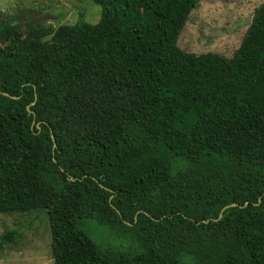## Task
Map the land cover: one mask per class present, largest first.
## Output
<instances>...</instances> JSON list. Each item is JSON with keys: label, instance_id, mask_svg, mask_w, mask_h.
Listing matches in <instances>:
<instances>
[{"label": "trees", "instance_id": "16d2710c", "mask_svg": "<svg viewBox=\"0 0 264 264\" xmlns=\"http://www.w3.org/2000/svg\"><path fill=\"white\" fill-rule=\"evenodd\" d=\"M199 1L0 21V214L45 212L55 264H264V4L226 58L177 45Z\"/></svg>", "mask_w": 264, "mask_h": 264}, {"label": "rangeland", "instance_id": "374dc122", "mask_svg": "<svg viewBox=\"0 0 264 264\" xmlns=\"http://www.w3.org/2000/svg\"><path fill=\"white\" fill-rule=\"evenodd\" d=\"M263 4L264 0H200L177 45L187 53L232 58L252 24L255 11ZM101 15L102 7L94 0H0V21L22 27L32 23L57 29L80 21L97 24ZM81 226L99 244L131 246L96 221L84 220ZM12 230L17 232V238L0 253V264H55L50 223L45 212L0 214V241Z\"/></svg>", "mask_w": 264, "mask_h": 264}, {"label": "water", "instance_id": "95a60500", "mask_svg": "<svg viewBox=\"0 0 264 264\" xmlns=\"http://www.w3.org/2000/svg\"><path fill=\"white\" fill-rule=\"evenodd\" d=\"M52 139H53V141H54V147L57 148L56 140H55V137H54V134H53V133H52ZM232 206H237V204H233ZM226 208H228V207H226ZM226 208H224L223 211H224ZM220 217H222V215H220Z\"/></svg>", "mask_w": 264, "mask_h": 264}]
</instances>
